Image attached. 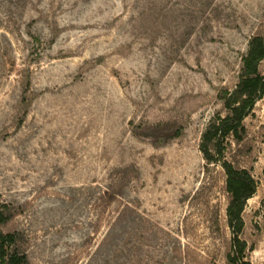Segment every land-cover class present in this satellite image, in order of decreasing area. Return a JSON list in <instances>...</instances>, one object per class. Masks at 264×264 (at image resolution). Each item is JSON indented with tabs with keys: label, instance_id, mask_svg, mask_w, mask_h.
<instances>
[{
	"label": "rangeland",
	"instance_id": "374dc122",
	"mask_svg": "<svg viewBox=\"0 0 264 264\" xmlns=\"http://www.w3.org/2000/svg\"><path fill=\"white\" fill-rule=\"evenodd\" d=\"M255 35L264 0H0L2 230L25 264H227L199 142ZM243 126L224 155L254 178L240 236L264 264V94Z\"/></svg>",
	"mask_w": 264,
	"mask_h": 264
},
{
	"label": "trees",
	"instance_id": "16d2710c",
	"mask_svg": "<svg viewBox=\"0 0 264 264\" xmlns=\"http://www.w3.org/2000/svg\"><path fill=\"white\" fill-rule=\"evenodd\" d=\"M239 79L231 90L222 92L225 114L216 113L202 131L199 150L207 162H219L225 174V188L229 194L226 207L227 224L231 231L227 264H252L247 258V243L241 238L242 211L246 200L255 192V181L245 167L236 166L225 158L224 142L228 137L240 141L244 134L243 119L251 110L256 98L264 94V74L259 66L264 61V38L252 36L247 52L241 58ZM13 213L0 203V264H25L26 254L20 250L19 232L3 231Z\"/></svg>",
	"mask_w": 264,
	"mask_h": 264
}]
</instances>
